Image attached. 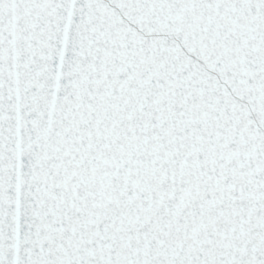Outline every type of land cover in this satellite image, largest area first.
I'll return each mask as SVG.
<instances>
[{"label": "snow or ice", "instance_id": "1", "mask_svg": "<svg viewBox=\"0 0 264 264\" xmlns=\"http://www.w3.org/2000/svg\"><path fill=\"white\" fill-rule=\"evenodd\" d=\"M0 264H264V0H0Z\"/></svg>", "mask_w": 264, "mask_h": 264}]
</instances>
